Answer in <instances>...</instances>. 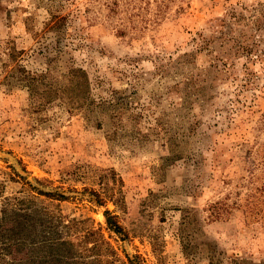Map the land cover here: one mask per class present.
Returning <instances> with one entry per match:
<instances>
[{
    "label": "rangeland",
    "instance_id": "374dc122",
    "mask_svg": "<svg viewBox=\"0 0 264 264\" xmlns=\"http://www.w3.org/2000/svg\"><path fill=\"white\" fill-rule=\"evenodd\" d=\"M113 1L0 0V218L3 197L37 196L30 189L37 188L69 197L37 203L93 219L124 261L126 254L143 264L263 261L264 217H250L247 199L263 173L249 176L264 146L262 64L250 65L258 78L248 90L239 86L243 59L214 87L205 82L204 108L182 103L190 70L209 66L206 53L187 74L172 67L231 3L253 0H136L134 10L116 13ZM53 14L67 15L65 27L50 28ZM83 72L85 94L71 88ZM42 75L31 95L30 79ZM54 89L61 97L49 101ZM79 96L87 104L71 105ZM104 188L113 197L100 205L93 192ZM217 202L227 208L218 220L209 210ZM106 210L126 234L107 229ZM16 231L2 225L0 244ZM28 252L13 244L4 263L26 264Z\"/></svg>",
    "mask_w": 264,
    "mask_h": 264
},
{
    "label": "trees",
    "instance_id": "16d2710c",
    "mask_svg": "<svg viewBox=\"0 0 264 264\" xmlns=\"http://www.w3.org/2000/svg\"><path fill=\"white\" fill-rule=\"evenodd\" d=\"M137 4L136 0H114L111 11L116 13L121 10L123 5L122 9L125 7V12H128L130 8L134 10ZM135 15L134 12L131 14V16ZM67 19V15L53 14L50 28L65 27ZM210 28L212 32L209 37L200 33L198 40L194 39L196 46L193 51L183 54L182 57L172 63V67L176 70H180V66L183 68L182 74H187L185 67L195 63L197 54L205 52L209 57V66L197 68V71H188L190 77L187 78V87L182 103L185 106L191 104L192 107L196 102H200V106L204 108L206 99L204 97L207 96L205 92H202V86H205L204 83L210 81L208 87L211 88L214 87L212 83L217 82V80L220 79L221 81L228 78L240 59L244 60L242 66L245 74L240 80L241 91L253 87L255 79L258 78L257 73L250 70L252 63L260 62L264 69V0H253L250 5H246L244 2L231 3L225 15L217 18ZM42 78L46 77L42 75L30 79L28 86L31 95H37L34 86L38 85ZM89 87L88 76L86 72H83L81 83L71 88L81 89L85 94L89 91ZM194 95L196 96L191 100L190 96ZM60 97L59 91L55 90V95L50 96L48 100L52 101L53 98ZM69 101L75 107H83L87 104L86 98L81 96L79 98H69ZM109 104L116 106L118 101H111ZM256 153L253 159L249 158L252 164L249 176L253 181H256L258 178L257 171L260 168V171H263L259 180L261 185L257 188H250L251 193L248 194L247 199L251 204L249 206L250 217L252 215L264 217L262 209H259L252 202L257 198V195L263 196L262 200H264V146L260 151L258 148ZM30 189L36 192L37 196L26 194L25 196L3 197L0 228L2 225L3 227L14 225L17 227V231L3 235L2 244H0V264H5V252H8L13 244L25 245L29 248L26 264H143L138 255L132 259L126 254V260L124 261L117 253L113 252L111 242L105 236L101 227H95L93 219L70 218L52 207L53 204L51 203L43 202L41 206L37 203L38 201L42 202L39 196L60 201L68 200L69 197L59 193L43 192L37 188ZM93 193L97 196V202L100 205L113 197L109 194L107 188H104V194L100 192ZM113 201L118 205L119 198H113ZM218 203L212 204L209 208L211 217L216 220L222 219L227 211V208L218 205ZM257 208L258 211L255 213L254 211ZM105 216L109 231L116 234H126L116 215L106 210ZM48 229L52 231L53 236L39 241V236L44 235ZM233 264H264V260L256 263L253 260L243 258L234 260Z\"/></svg>",
    "mask_w": 264,
    "mask_h": 264
}]
</instances>
